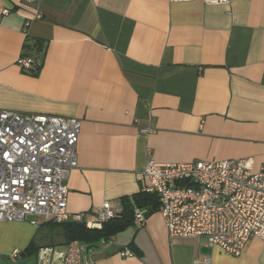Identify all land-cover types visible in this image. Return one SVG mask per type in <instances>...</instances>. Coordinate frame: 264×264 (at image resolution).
<instances>
[{
	"label": "crops",
	"instance_id": "1",
	"mask_svg": "<svg viewBox=\"0 0 264 264\" xmlns=\"http://www.w3.org/2000/svg\"><path fill=\"white\" fill-rule=\"evenodd\" d=\"M23 52L36 73L18 67ZM3 110L81 122L70 222L106 202L124 213L106 238L78 241L81 264H264L256 237L232 257L200 237L170 239L156 211L140 228L130 222L139 198L156 206L144 192L148 161L251 158L264 170V0H0ZM64 227L0 222V264H37L39 250L66 244Z\"/></svg>",
	"mask_w": 264,
	"mask_h": 264
},
{
	"label": "built area",
	"instance_id": "2",
	"mask_svg": "<svg viewBox=\"0 0 264 264\" xmlns=\"http://www.w3.org/2000/svg\"><path fill=\"white\" fill-rule=\"evenodd\" d=\"M193 1L224 5L232 0H169ZM17 65L27 72L34 59L22 53ZM80 130L81 122L75 118L0 111V222L27 217L54 224L72 220L66 181L78 166ZM253 165L251 158L184 164L148 161L143 171L148 180L144 192L156 197V212L170 239L200 237L208 247L238 257L250 238L264 241V170L254 172ZM118 217L119 212L106 202L94 216L78 214L74 221L100 229ZM147 217L148 210H137L132 223L140 228ZM81 253L78 241L61 250L44 248L38 251L37 264H81ZM119 254L132 256L128 250ZM194 264H210V260Z\"/></svg>",
	"mask_w": 264,
	"mask_h": 264
},
{
	"label": "trees",
	"instance_id": "3",
	"mask_svg": "<svg viewBox=\"0 0 264 264\" xmlns=\"http://www.w3.org/2000/svg\"><path fill=\"white\" fill-rule=\"evenodd\" d=\"M24 53V52H23ZM24 55H27L26 53H24ZM31 57V56H30ZM33 58V57H32ZM34 59V58H33ZM40 64L38 63V61L36 59H34V65L30 68L29 71L24 73L27 74H34L37 72V70L39 69ZM150 196L153 197V199H156V197L154 195L149 194ZM139 201H141V205H139V209H146L148 210V215H150L153 211H156L157 209V200H156V206L154 208L148 207L146 206L143 202L142 198H139ZM124 213H122V217H123ZM121 215L114 219L111 220L105 224L102 225V227L100 229H89L87 228L83 223H78V222H67V223H63V225L65 226V234H66V244L72 241H79L80 243L83 244H88V243H93L98 241L101 238H106V236L111 232V231H115L118 228H120L121 225L116 226L115 224L112 227H107L106 224H110V222L113 221H118L120 219H122ZM133 220V214H132V218L130 220V222L132 223ZM106 225V226H104ZM31 245L26 249L25 253L28 254L29 251L31 250Z\"/></svg>",
	"mask_w": 264,
	"mask_h": 264
}]
</instances>
